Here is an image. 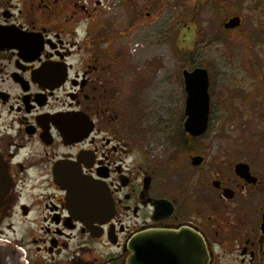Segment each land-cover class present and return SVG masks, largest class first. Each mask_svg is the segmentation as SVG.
Instances as JSON below:
<instances>
[{"label": "flooded vegetation", "instance_id": "flooded-vegetation-1", "mask_svg": "<svg viewBox=\"0 0 264 264\" xmlns=\"http://www.w3.org/2000/svg\"><path fill=\"white\" fill-rule=\"evenodd\" d=\"M103 1L0 0V264H126L146 233L135 264H180L154 235L183 230L204 240L209 264H264L263 73L225 106L228 123L259 121V132L204 141L208 86L207 126L192 136L183 73L205 69L183 53L168 100L167 68L130 66ZM251 27L264 38V24ZM172 104L171 116L143 109Z\"/></svg>", "mask_w": 264, "mask_h": 264}, {"label": "rangeland", "instance_id": "rangeland-1", "mask_svg": "<svg viewBox=\"0 0 264 264\" xmlns=\"http://www.w3.org/2000/svg\"><path fill=\"white\" fill-rule=\"evenodd\" d=\"M100 11L108 29L112 27L111 31L122 36V49L137 60L131 67L150 68L154 63L158 68H167L165 79L171 90L168 100H178L174 87L180 83L183 53L189 52L191 63L208 72L212 121L204 141L221 132L219 147L228 137L246 143L251 134L260 131L259 121L241 119L228 123L225 106L231 89L253 90L257 87L255 77L263 82L260 74L264 75V38L261 34L259 39L254 38L251 23L264 24V0H104ZM235 17L243 19L242 28L225 32L222 23ZM248 32L250 42L246 38ZM143 109L151 116L175 113L173 104L168 108ZM249 109L246 107L245 111L250 112Z\"/></svg>", "mask_w": 264, "mask_h": 264}, {"label": "water", "instance_id": "water-1", "mask_svg": "<svg viewBox=\"0 0 264 264\" xmlns=\"http://www.w3.org/2000/svg\"><path fill=\"white\" fill-rule=\"evenodd\" d=\"M240 24L239 18L231 19L226 25L225 29H234ZM186 91L188 94L186 104V116L188 117L185 124V131L192 136L201 135L207 126L208 112H209V97H208V74L205 70H195L193 73H183ZM77 187L72 190V195H78L79 192H83L85 186L81 182H78ZM0 190H4L3 200L0 198V218L4 214V209L7 204V181L0 168ZM153 235L142 234L139 238L133 239L129 244V255L126 260V264H135V258L133 257V245L138 244L141 241L148 240V237ZM160 238L161 243L171 245V249H166V253L169 251L174 255L172 259L185 261L180 264H209L208 254L204 240L196 233L183 230V232L177 233H163L162 235H154V238ZM141 239V240H140ZM159 242V241H158ZM168 258L165 257V260Z\"/></svg>", "mask_w": 264, "mask_h": 264}, {"label": "trees", "instance_id": "trees-1", "mask_svg": "<svg viewBox=\"0 0 264 264\" xmlns=\"http://www.w3.org/2000/svg\"><path fill=\"white\" fill-rule=\"evenodd\" d=\"M187 56H190V53L189 52H187Z\"/></svg>", "mask_w": 264, "mask_h": 264}]
</instances>
